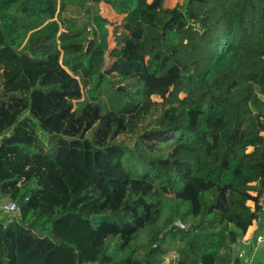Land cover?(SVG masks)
<instances>
[{
	"label": "trees",
	"instance_id": "16d2710c",
	"mask_svg": "<svg viewBox=\"0 0 264 264\" xmlns=\"http://www.w3.org/2000/svg\"><path fill=\"white\" fill-rule=\"evenodd\" d=\"M0 138V264H249L264 0H0Z\"/></svg>",
	"mask_w": 264,
	"mask_h": 264
},
{
	"label": "rangeland",
	"instance_id": "374dc122",
	"mask_svg": "<svg viewBox=\"0 0 264 264\" xmlns=\"http://www.w3.org/2000/svg\"><path fill=\"white\" fill-rule=\"evenodd\" d=\"M185 2H187V0H164V6L165 7H170V8H173V7H175L177 4H179V3H182V4H184ZM75 13V10H71L70 11V15L69 16H72V14H74ZM99 13L101 14V16H102V18L104 19V20H106L108 23H109V27H110V29H111V26L112 25H115L114 27H113V30L117 27V26H119V20H120V18L121 17H119V15L120 14H117L116 12H115V10L111 7V6H109L108 4H106V3H101V10H100V8H99ZM113 30L111 29V37H110V41H109V43H108V47L110 48V49H112L114 46H115V40H113L112 38V36H113ZM6 202V204L9 202V200H5L4 201V203ZM164 204V203H163ZM250 204L251 205H253L254 203L253 202H250ZM3 204H1L0 203V207L2 206ZM164 211H165V216L167 215V209H164ZM261 220H262V229L259 231V233L260 234H264V213L262 214V216H261ZM255 224H257V223H255ZM254 224V225H255ZM253 225V228H255V226H258V225H255L254 226ZM252 231V229H250V232ZM258 233V234H259ZM259 234V235H260ZM258 235V236H259ZM257 236V237H258ZM255 239H257V238H255ZM148 241V235H147V231H141L139 234H138V236H137V238H136V244H144V243H146ZM264 253V246L259 250V254H261V253ZM256 256H258V254L256 255ZM255 256V257H256ZM257 258V257H256ZM249 264H255V259H254V261H251V262H249Z\"/></svg>",
	"mask_w": 264,
	"mask_h": 264
},
{
	"label": "crops",
	"instance_id": "0c3cea01",
	"mask_svg": "<svg viewBox=\"0 0 264 264\" xmlns=\"http://www.w3.org/2000/svg\"><path fill=\"white\" fill-rule=\"evenodd\" d=\"M126 1H127V5L129 7H132V6L135 5L137 0H126ZM98 8H100V10H101V4L98 5ZM119 17H121L120 20H119L120 21L119 25H120L123 16L119 15ZM55 20H57V18ZM114 26L115 25L111 26L112 30H113ZM93 27L98 31V34H99L101 40L104 41L107 44V46H109L108 43H109L110 37H111V29L109 27V23L108 22H104V21H102L100 19H93ZM61 32H65V29L61 28L60 29V33ZM112 39L114 40V37ZM256 223L257 224H255V225H258V226L254 225L255 228L251 227L252 231L250 232V230H249V232L247 233V236H253V238H254V237L257 236L259 231L262 229V220H260L259 222H256Z\"/></svg>",
	"mask_w": 264,
	"mask_h": 264
},
{
	"label": "built area",
	"instance_id": "2783aa9c",
	"mask_svg": "<svg viewBox=\"0 0 264 264\" xmlns=\"http://www.w3.org/2000/svg\"><path fill=\"white\" fill-rule=\"evenodd\" d=\"M7 212L13 213L17 209V205L13 201H9L7 204L4 205L2 208ZM177 227L181 229H185V225L177 222ZM241 245L243 246V250L239 252V257L244 258L245 256V249L251 247L253 250L252 257L250 258L249 262L253 261L255 256L258 254L259 250L264 246V234L258 236L255 240L253 236H246L240 240Z\"/></svg>",
	"mask_w": 264,
	"mask_h": 264
},
{
	"label": "water",
	"instance_id": "95a60500",
	"mask_svg": "<svg viewBox=\"0 0 264 264\" xmlns=\"http://www.w3.org/2000/svg\"><path fill=\"white\" fill-rule=\"evenodd\" d=\"M0 146H1V138H0Z\"/></svg>",
	"mask_w": 264,
	"mask_h": 264
}]
</instances>
